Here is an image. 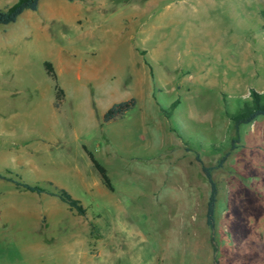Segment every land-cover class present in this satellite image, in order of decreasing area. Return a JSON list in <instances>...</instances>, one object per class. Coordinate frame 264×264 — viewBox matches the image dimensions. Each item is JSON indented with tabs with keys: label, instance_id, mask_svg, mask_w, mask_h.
<instances>
[{
	"label": "rangeland",
	"instance_id": "rangeland-1",
	"mask_svg": "<svg viewBox=\"0 0 264 264\" xmlns=\"http://www.w3.org/2000/svg\"><path fill=\"white\" fill-rule=\"evenodd\" d=\"M263 91L264 0H41L0 26V172L85 211L0 179V264H264V116L226 117Z\"/></svg>",
	"mask_w": 264,
	"mask_h": 264
},
{
	"label": "trees",
	"instance_id": "trees-1",
	"mask_svg": "<svg viewBox=\"0 0 264 264\" xmlns=\"http://www.w3.org/2000/svg\"><path fill=\"white\" fill-rule=\"evenodd\" d=\"M40 1L41 0H15L7 8L0 9V26H6L14 23L16 19L25 11H36L38 3ZM42 66L46 75L49 76L53 81H55L56 76L51 64L45 61L43 62ZM54 90L55 103L53 104V106L54 108H57L63 98V92L56 84L54 85ZM133 105L134 100L132 98L112 104L103 113L101 117L102 122H108L122 116ZM173 106L174 103L171 104L170 109L173 108ZM260 116H264V91L261 93L250 92L249 99L247 101H243L237 111L226 115L227 119L231 122L234 129L241 125L249 124ZM83 151L85 152L92 168L96 172L103 188L107 191H111L112 187L106 175L105 169L96 162L90 152L86 151L84 148ZM225 156L226 154H224L223 157L219 159L216 166L219 167L221 165ZM195 160L200 164V170L209 187V194L205 207V224L210 228L212 224V211L215 202L216 189L210 176L211 168L201 165L197 156H195ZM12 174L13 173L8 170H5L2 173L0 172V179L11 183L14 188L23 190L28 193H33L36 195L44 194L47 196L55 197L61 203L65 204L70 210L74 211L77 216H84L85 211L82 208L80 202L70 197V195L63 189L54 186L50 182H46L44 185H29L15 179L14 177H12Z\"/></svg>",
	"mask_w": 264,
	"mask_h": 264
}]
</instances>
